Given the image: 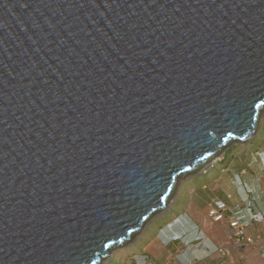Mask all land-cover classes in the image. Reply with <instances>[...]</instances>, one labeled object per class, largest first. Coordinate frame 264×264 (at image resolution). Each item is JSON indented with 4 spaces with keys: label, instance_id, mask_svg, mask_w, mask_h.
Here are the masks:
<instances>
[{
    "label": "water",
    "instance_id": "95a60500",
    "mask_svg": "<svg viewBox=\"0 0 264 264\" xmlns=\"http://www.w3.org/2000/svg\"><path fill=\"white\" fill-rule=\"evenodd\" d=\"M263 117L264 0H0V264L105 263Z\"/></svg>",
    "mask_w": 264,
    "mask_h": 264
},
{
    "label": "built area",
    "instance_id": "2783aa9c",
    "mask_svg": "<svg viewBox=\"0 0 264 264\" xmlns=\"http://www.w3.org/2000/svg\"><path fill=\"white\" fill-rule=\"evenodd\" d=\"M215 162L216 160L213 161ZM243 163V166L233 172L231 177V181L238 184L240 193L236 196L234 191L230 190L225 198L213 196L207 203L205 224L195 222L190 224L188 218L182 215L158 229V235L163 236L164 245L180 243L183 247L175 251L171 256L172 260L170 259L171 261L167 264H213L210 263V259L215 254L225 261L232 256L233 250L241 251L240 262L252 260L254 263L264 264V189L260 193L249 186L250 183L245 180V176L249 175L256 183L261 182L264 177V150H257L252 158L246 159ZM256 164L260 166V176L252 171ZM218 166L221 172L227 170L226 165L222 163L217 164ZM213 224L222 225L225 228L224 243H213L206 229ZM177 225L180 227L179 230ZM117 252H112L111 257L116 258ZM130 264L158 263L151 257L148 250L140 249L132 253ZM217 264L233 263L231 261Z\"/></svg>",
    "mask_w": 264,
    "mask_h": 264
},
{
    "label": "crops",
    "instance_id": "0c3cea01",
    "mask_svg": "<svg viewBox=\"0 0 264 264\" xmlns=\"http://www.w3.org/2000/svg\"><path fill=\"white\" fill-rule=\"evenodd\" d=\"M259 133H261V135L264 136V119H263V122L261 121V125H260V128H259V131H258L257 135H260ZM252 144L246 145L245 148L242 147V150L240 152H237L238 150L234 151L233 153H231L230 157H228V152L229 151L228 152L225 151L224 154H226V157L224 155L225 159L221 163H224V165H227L229 167L228 170L226 171L229 176H231L232 172H235L240 167H242L243 164H244L243 162L246 159L252 158L255 155V152H257V150H261V149L264 150V144H261V145H259V147L256 150H254L252 153L248 154V150L252 147ZM236 154H239V157L236 160V164L234 166L233 165L231 166L230 165L231 161L233 159H235ZM239 160H242V162H241L242 164L238 165ZM215 170H216V168H215ZM215 170H214V173H215ZM245 180H247L250 183L249 186H251L255 190H258L260 193H261V190L264 189V185H262V182L264 181V177H262L260 183L259 182L256 183L251 178V176H249V175L245 176ZM196 183H198V182L195 181V182H190V183L187 184L186 187L189 190L187 192H189L190 194L187 193L188 194L187 200L184 201L183 207L181 208V210H178L176 212V214L173 217V219L178 217V216L184 215L186 218H188L190 224H192L194 222L198 223V224H203V223L205 224L204 221H205V216H206L207 205L205 207H203V208L200 207V204L198 203V201L196 199L197 198ZM221 186L223 188L222 189L220 188V190L215 192V193L221 192L220 194H222V197L225 198L226 194L229 192V188L227 187L228 186L227 184L226 185L222 184V185H220V187ZM225 188H227V190H224ZM168 211H170V208L167 211L165 210V213H167ZM176 227H177L178 230L180 229L179 225H177ZM206 229L209 231V235L211 236L212 241H213L214 244H222V243L225 242V234H226V232H225V228L222 225L213 224V225H211V227L206 228ZM157 231L154 233L155 239L150 243V247H149L148 251L150 252V254L152 252H157L158 251L159 252L158 255H159L160 261H158L157 259L153 258L152 256L151 257L158 264H167V262H170L172 260L171 256L175 253V251L177 252L178 249H183V247H182V245L180 243H176V244H172V245H164L163 242H162L163 236L158 235ZM212 232H214L213 235H212ZM214 238H217L218 242H216L214 240ZM127 249L128 248H125L124 250H127ZM124 250H121V251L117 252V254L121 253ZM240 253H241V251L233 250L232 256L229 258V260H225V261H223L222 258H220L218 255L215 254L210 259V263H213V264H217V263H220V262L229 263L231 261H232L233 264H252V263H254V261H252V260H250L249 262H244V261L240 262V260H239ZM130 262H131V259L129 261H127L126 263H124V264H130ZM254 264H258V263L255 262Z\"/></svg>",
    "mask_w": 264,
    "mask_h": 264
},
{
    "label": "rangeland",
    "instance_id": "374dc122",
    "mask_svg": "<svg viewBox=\"0 0 264 264\" xmlns=\"http://www.w3.org/2000/svg\"><path fill=\"white\" fill-rule=\"evenodd\" d=\"M264 119V117H263ZM262 119V122H263ZM261 136V133H259ZM254 136L251 140H249L246 143H240V142H235L233 144H231L226 151L228 152L231 148H235L237 147V149L235 151L240 152L242 150V147L245 148L246 145L248 144H252L253 143V148H255L254 146H258V143H256V138L258 137ZM225 153V152H224ZM221 154L219 157L215 158L213 161L216 160L215 163H213V161L209 164H207V166H205L204 168H202L201 170H199L198 172H196L195 174H191L186 176L185 178L180 180L179 183V187L173 197V199L171 200V203L168 205V208L166 209L170 211H168L167 213H165V210L162 211L161 213L156 214L155 216H153V218L146 224L145 228L142 230L140 235H135L133 236L131 243L129 245H125L123 247L117 248L115 251H121L124 250L125 248H128L127 250L122 251L121 253H118L116 258L110 257L108 262H106L105 264H124L127 261H129L132 258V253L139 251L140 249H146L149 250L150 247V243L155 239L154 233L164 224H166L167 222L171 221L173 219V217L175 216L176 212L178 210H181V208L183 207V203L184 201L187 200V196L189 192L187 189V184L190 182H198V183H202L205 181H208L210 179V177H212V175L216 174L218 172V170L220 169V167H217V164H221V162L225 159L226 154ZM225 155V157H224ZM239 157V154H236L235 159H233L231 161V166L236 164V160ZM217 167V168H216ZM206 168V169H205ZM215 173H214V169ZM205 171H207V173L211 172V174L209 175H204L203 174H207L205 173ZM213 171V172H212ZM253 173L257 176H260V166L258 164H256L254 166V169L252 170ZM215 180V184L212 186L213 190H215V192L220 190V185L222 184H228V188L229 191L233 190L234 194L237 196L239 192L238 189V184L233 183L231 181L230 176L228 175L227 172H223L221 175V178L219 179V181ZM231 185V186H229ZM262 185H264V181L262 182ZM190 194V193H189ZM215 232V231H214ZM212 232V235L213 233ZM221 236V235H220ZM219 236V237H220ZM150 239V240H149ZM214 240L216 242H218L217 238H214ZM130 246V247H129ZM158 251L157 252H152L151 256L155 259H157L158 261H160L159 255H158ZM104 264V263H103Z\"/></svg>",
    "mask_w": 264,
    "mask_h": 264
},
{
    "label": "trees",
    "instance_id": "16d2710c",
    "mask_svg": "<svg viewBox=\"0 0 264 264\" xmlns=\"http://www.w3.org/2000/svg\"><path fill=\"white\" fill-rule=\"evenodd\" d=\"M263 137L264 136H262V135L260 136L259 135L256 138V143H258V146L255 145L254 146L255 148H253V144H252V147L248 150V154L252 153L254 150H256L259 147V145L264 144V138ZM236 149H237V147L231 148L229 150V152H228V157H230L231 153H233ZM241 162H242V160H239L238 165L242 164ZM222 164L224 165V163H222ZM226 167H227V170H228L229 167L227 165H226ZM227 170H225L224 172H226ZM222 173L223 172L218 170V172L216 174L212 175V177H210V179L208 181H205V182H202V183H196V187H197V193H196L197 194V198L196 199H197L198 203L200 204V207H202V208L205 207L207 205V203L209 202V200L215 195H218V196L222 197V194H220L221 192L215 193V190H213V187H212L215 184V180L219 181V179L221 178ZM209 174H211V172H209L207 174H203V176L204 175L207 176ZM232 174H233V172H232ZM232 174H231V176H232ZM220 188L222 189L223 187L221 186ZM224 190H227V188H225Z\"/></svg>",
    "mask_w": 264,
    "mask_h": 264
},
{
    "label": "bare ground",
    "instance_id": "6f19581e",
    "mask_svg": "<svg viewBox=\"0 0 264 264\" xmlns=\"http://www.w3.org/2000/svg\"><path fill=\"white\" fill-rule=\"evenodd\" d=\"M156 215V214H155ZM155 215H153V216H155ZM139 234V233H138ZM137 235V234H136Z\"/></svg>",
    "mask_w": 264,
    "mask_h": 264
}]
</instances>
